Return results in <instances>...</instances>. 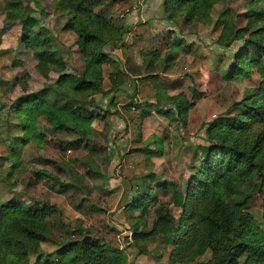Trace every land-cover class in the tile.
Returning a JSON list of instances; mask_svg holds the SVG:
<instances>
[{"label":"rangeland","instance_id":"374dc122","mask_svg":"<svg viewBox=\"0 0 264 264\" xmlns=\"http://www.w3.org/2000/svg\"><path fill=\"white\" fill-rule=\"evenodd\" d=\"M157 1L99 0L93 7L122 30V25H129L134 18L144 22H139L126 44L118 47L110 43L104 49L111 63L102 66L103 91L110 89L108 77L113 72L126 71L133 80L121 92L87 99L99 115L90 124L96 148L90 155L83 144L71 148L75 136L55 131L45 117L36 123V134L41 138L32 137L26 144L19 141L24 120L14 115L18 101L45 89L62 75L82 76L85 63L77 36L64 30L67 19L58 12L56 0H0V201L33 202L40 209L45 204L54 207L45 210L54 244L41 245V257L28 252L22 264H59L58 247L80 241L86 233L120 252L126 264H168L171 247L166 253L154 254L162 247L158 237L142 244L141 255L137 254L138 248L131 244V218L138 217L139 211L126 210L123 205L128 195L142 193L144 189L138 185L143 179L148 185L154 183L155 195L162 202L168 201L172 185L182 190L197 147L207 144L208 125L232 115L233 104L253 86V81L226 82L222 77L231 50L239 49L240 44L220 48L216 44L219 30L215 28L227 10L234 12L237 28L245 27L253 5L250 0H218L203 22L185 26L183 18L167 22L165 0L160 12ZM27 18L33 21H25ZM146 24L148 29L143 28ZM27 33H41L47 49L62 64L37 68L33 52L22 41ZM168 53L175 58L165 66ZM148 75L159 77L143 79ZM193 88L203 97L194 100ZM158 91L170 96L181 93L188 105H194L185 116H179L171 106L167 107L172 109L169 115L166 109L156 111L153 103ZM48 99L54 101L55 97L49 95ZM141 110L151 114L143 118ZM153 150L156 156L150 154ZM163 182L169 188L166 193L157 187ZM247 209L264 230V186L262 193L248 202ZM150 210L142 219L147 232L156 224L153 208ZM172 214L178 217L180 210L173 209ZM209 258L208 252L199 261Z\"/></svg>","mask_w":264,"mask_h":264},{"label":"trees","instance_id":"16d2710c","mask_svg":"<svg viewBox=\"0 0 264 264\" xmlns=\"http://www.w3.org/2000/svg\"><path fill=\"white\" fill-rule=\"evenodd\" d=\"M98 1L56 0L58 12L67 19L64 30L77 36L76 44L85 67L82 76L62 75L45 89L18 101L14 115L24 120L20 124L24 134L19 138L23 144L32 137L41 138L36 134V123L38 118L45 117L55 131L75 136L71 148L83 144L90 155L95 154V135L90 124L99 115L87 99L121 92L130 80L127 73L113 72L108 77L110 89L103 91L102 66L111 63L104 49L121 41L127 30L115 26L102 12H95L93 7ZM216 1L165 0L163 14L169 23L181 18L185 26L201 23ZM250 2L253 9L247 14L245 27L237 28L234 12L227 10L220 15L215 28L219 30L216 44L220 48L231 49L235 43L240 44L239 49L231 50L222 77L226 82L253 81V86L246 88L241 100L233 104L232 115L208 125L207 144L197 147L198 153L189 167L190 177L182 190L172 185L168 201L162 202L155 195L154 183L148 185L143 179L138 185L144 189L142 193L137 197L128 195L124 208L139 211L138 217L131 218V244L138 248V255L142 244L158 237L160 246L171 247L168 264H264V230L247 209L248 202L262 193L264 186V0ZM41 36L27 33L22 40L25 48L33 52L37 68L62 64L47 49ZM174 58L173 53L166 54L165 66ZM158 77L148 75L143 79L158 80ZM49 95L55 100L48 99ZM201 97L193 88L192 98ZM153 105L159 112L166 109L167 115L171 114L172 109H167L171 106L179 116H185L194 104L188 105L181 93L170 96L158 91ZM141 113L143 118L151 114L145 110ZM155 143L161 146L159 141ZM150 154L156 156L154 150ZM159 185V191H168L165 182ZM53 208L49 204L40 209L33 202L0 201V264H22L28 252L41 257V245L54 244L45 215L46 209ZM151 208L156 224L147 232L142 219ZM173 209L180 210L178 217L172 214ZM208 252L210 258L200 262ZM57 256L59 264H126L120 252L89 233L80 241L61 244Z\"/></svg>","mask_w":264,"mask_h":264},{"label":"crops","instance_id":"0c3cea01","mask_svg":"<svg viewBox=\"0 0 264 264\" xmlns=\"http://www.w3.org/2000/svg\"><path fill=\"white\" fill-rule=\"evenodd\" d=\"M149 2H151L152 0H148ZM153 1H155L156 3L158 2L157 0H153ZM146 2H147V0H146ZM162 0H160V3H159V5L157 6V11L159 10V12H160V10L162 9ZM149 5V4H148ZM145 10V9H144ZM152 10V9H151ZM139 22H141V23H143L144 21H139V19H136V18H134V21H132V23H130L129 25H127V24H125L124 23V25H122L123 26V28L125 29V30H127V33L125 34V36L122 38V40L121 41H119V42H117L116 43V46H118V47H121L123 44H126V42H128V40H129V37L132 35V31L133 30H135L136 29V27L139 25ZM162 23V22H161ZM165 25V24H164ZM133 27H134V29H133ZM143 28L144 29H148V25L146 24V25H144L143 26ZM122 72H124V71H122ZM125 73H127L126 71H125ZM128 74V73H127ZM130 77H132V76H130ZM131 80H133V79H131L130 78V81ZM166 249L165 248H163V247H159L158 249H156V251L154 252V254H162V253H166Z\"/></svg>","mask_w":264,"mask_h":264},{"label":"built area","instance_id":"2783aa9c","mask_svg":"<svg viewBox=\"0 0 264 264\" xmlns=\"http://www.w3.org/2000/svg\"><path fill=\"white\" fill-rule=\"evenodd\" d=\"M140 1H143V0H140Z\"/></svg>","mask_w":264,"mask_h":264}]
</instances>
